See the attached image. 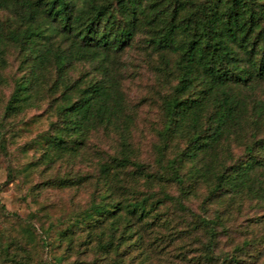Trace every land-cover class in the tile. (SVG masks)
<instances>
[{
  "label": "trees",
  "instance_id": "trees-1",
  "mask_svg": "<svg viewBox=\"0 0 264 264\" xmlns=\"http://www.w3.org/2000/svg\"><path fill=\"white\" fill-rule=\"evenodd\" d=\"M6 7L25 25L13 35L27 60H33L35 69L53 59L57 78L52 88H62L51 105L55 119L46 138L47 163L73 168L78 159L93 157L91 134L123 130V88L110 63L114 53L133 45L141 26L151 28L148 48L164 56L176 54L179 70L178 83L165 101L167 124L159 131L157 172L179 195L165 190L163 199L142 195L138 180L149 182L152 175L121 132V150L101 151L98 172L45 183L75 189L94 182V187L86 208L58 236L60 248L65 244L63 253L42 256L39 264H264V137L251 131L253 141L243 160L227 163L219 153L244 120L243 91L264 82V0H0V8ZM79 60L95 63L99 76L88 71L86 77H68ZM36 84L32 79L16 84L4 118L30 103ZM255 101V111L262 114L264 101ZM190 117L193 131L186 146L165 161L174 135ZM2 127L0 122V147L6 149ZM203 187L207 193L196 212L185 200ZM246 201L256 210L258 218L252 221L263 232L233 251H221L223 236L230 238L231 210ZM217 202L224 209L212 215L211 205ZM33 231L37 246L50 248L48 229L41 224L30 229L31 235ZM9 248H3L5 255Z\"/></svg>",
  "mask_w": 264,
  "mask_h": 264
},
{
  "label": "rangeland",
  "instance_id": "rangeland-1",
  "mask_svg": "<svg viewBox=\"0 0 264 264\" xmlns=\"http://www.w3.org/2000/svg\"><path fill=\"white\" fill-rule=\"evenodd\" d=\"M24 27L10 8H0V117H3L0 122L3 125V137L13 143L8 142L6 149L0 147L1 264H19L23 259H30L31 264H39L42 256L51 257L63 253L65 244L60 248L58 236L68 228L74 216L86 208L94 182L75 189H60L45 186V183L59 177H73L77 180L80 176L92 173L93 169L98 172L96 162L101 151L121 150V132L130 138L132 151L139 160L145 161L152 175L149 182H145L144 178L138 180L137 187L142 195L163 199V190L174 195H179L180 192L177 187L166 184L157 173L158 162L162 158L159 131L167 124L165 101L179 80V70L175 63L177 55L168 53L164 56L148 48V40L152 34L149 26L139 28L131 47L112 55L114 60L110 63V69L122 83L126 122L122 131L113 129L106 134L100 131L91 134L93 157L88 160L78 159L71 168L67 163L50 164L45 161L44 154L49 144L46 138L51 134V123L55 119L51 105L54 97H59L62 88L58 91L57 88H52L53 81L57 78L53 59L44 67L38 65L35 69L33 60H27L30 58L22 51L20 41L16 39L17 35H13V32L19 34ZM93 64L95 63L75 61L69 68L68 77H86L88 71L93 72L90 75L94 77L99 76V72L92 68ZM25 79L35 81L37 91L30 103L16 115L4 118L5 105L10 95L16 84ZM82 80L83 78L80 79ZM243 99L246 109L245 116L241 119L244 120L219 149L220 159L227 163L245 159L247 146L253 141L250 135L253 129L258 130V139L264 137V112L257 114L255 111L258 110L255 100L264 101V82H257L253 87L244 90ZM209 112V108L205 110L202 119H206V113ZM191 119L192 117L174 135L165 161L186 146L189 134L193 131ZM254 119L262 120L257 125ZM66 165L68 166L65 167ZM74 173L76 175L72 176ZM127 180L134 184L133 179ZM206 193L207 189L201 188L197 195L186 199L185 204L197 212ZM251 205L252 203L246 201L232 208V217L228 223L230 238L223 236L221 251H233L236 244L251 239L254 233L258 235L263 232V226L253 222L258 217ZM218 209L222 210L224 207L218 202L213 203L212 215ZM225 212V216H228L227 210ZM176 215L181 216V213ZM176 221L180 219L177 218ZM41 224L45 230L48 229L47 236L51 243L50 248L42 250L36 243V231H33V235L30 233V229ZM8 245L9 254L5 255L3 248Z\"/></svg>",
  "mask_w": 264,
  "mask_h": 264
}]
</instances>
